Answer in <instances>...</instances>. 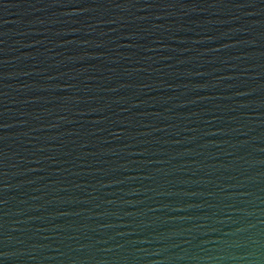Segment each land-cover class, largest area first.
Returning a JSON list of instances; mask_svg holds the SVG:
<instances>
[{
  "label": "water",
  "instance_id": "obj_1",
  "mask_svg": "<svg viewBox=\"0 0 264 264\" xmlns=\"http://www.w3.org/2000/svg\"><path fill=\"white\" fill-rule=\"evenodd\" d=\"M0 264H264V0H0Z\"/></svg>",
  "mask_w": 264,
  "mask_h": 264
}]
</instances>
